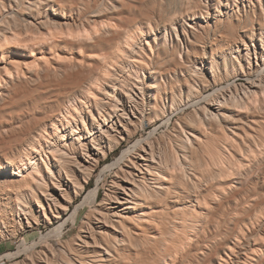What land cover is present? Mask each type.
I'll return each mask as SVG.
<instances>
[{"label":"bare ground","instance_id":"6f19581e","mask_svg":"<svg viewBox=\"0 0 264 264\" xmlns=\"http://www.w3.org/2000/svg\"><path fill=\"white\" fill-rule=\"evenodd\" d=\"M165 1L0 0V238L59 222L128 138L207 98L173 133L129 140L48 264H172L131 253L172 213L216 227L193 264H264V197L237 184L264 168V0L181 1L164 18Z\"/></svg>","mask_w":264,"mask_h":264},{"label":"rangeland","instance_id":"374dc122","mask_svg":"<svg viewBox=\"0 0 264 264\" xmlns=\"http://www.w3.org/2000/svg\"><path fill=\"white\" fill-rule=\"evenodd\" d=\"M181 1L187 4L188 0H166L162 6L164 18L173 15L177 10L184 9L186 4ZM218 38L219 36L210 34L204 40L212 44ZM261 73H264V71ZM249 80L247 76L238 77L239 83L248 82ZM231 82H233V79ZM225 85L227 84L225 83ZM205 102H207V98L183 105L178 111L168 113V116L159 120L155 125H147V129H139L134 138H128L122 146L111 153L107 161H103L102 165L97 168L90 180L91 183L87 186V192L76 200L69 214L65 215L59 222L55 221L51 224L43 222L33 226H29L26 223L24 227L18 229L16 234L11 230L5 231L2 238H0V264H48L46 255L54 258L53 250L54 253L58 252L60 248L64 247L65 241L76 237L81 232V224L86 219L85 217L88 215L89 210L93 209L102 200L104 201L105 190L109 188L112 182L114 170L118 169L124 159L132 154L137 147L135 141L129 143V140L135 139L137 142L138 139L147 138L151 135V131L154 132L155 138L165 136L167 133H173L178 121ZM248 171L249 175L254 172L260 178L252 176L253 178H244L243 183H237L240 185L244 184L239 196L240 200L250 201L251 197H264V168L254 169L253 172L251 169ZM205 182L202 183L203 190H206L211 185L210 182ZM93 188L98 190L97 199L95 202L87 201L86 198ZM198 190L192 188L190 192L194 194ZM227 209L228 206H225L224 212ZM74 212H76L75 219L72 216ZM224 212L221 214L222 216H224ZM158 222L160 223L155 224V229H147L153 240L144 246H140L139 251L131 249L132 256L137 260L145 259L164 263L165 258H169L170 261L172 260V264H193L200 255L202 256L201 251L203 249L208 250V246L211 247L212 237L214 232H216L215 225L201 228L198 223L192 220L191 215L188 213L166 214L165 219L158 217ZM82 233L85 235L86 232Z\"/></svg>","mask_w":264,"mask_h":264}]
</instances>
